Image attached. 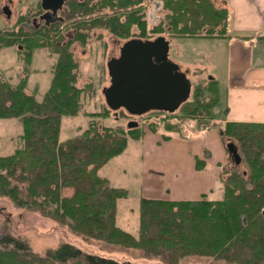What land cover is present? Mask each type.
Instances as JSON below:
<instances>
[{"label":"trees","instance_id":"trees-1","mask_svg":"<svg viewBox=\"0 0 264 264\" xmlns=\"http://www.w3.org/2000/svg\"><path fill=\"white\" fill-rule=\"evenodd\" d=\"M160 4V20L149 27L146 0H85L78 11L110 9L85 22L72 38L65 39L57 27L29 28L24 14L19 30H0V49L18 46L20 58L30 62L33 52L48 47L57 55L53 77L43 100L27 90L28 79L10 81L0 72V118H18L23 126L21 144L0 155V197L17 208L28 209L67 226L88 240L136 248L179 264L186 256L200 255L228 264H264V122L228 121L221 129L224 142H234L243 163L225 168L219 175L224 194L211 200H166L142 197L139 231L134 235L117 224L118 203L129 195L113 186L100 169L122 154L129 139H139L137 126H104L105 111H82L85 88L79 85L80 63L71 46L86 44L85 29H107L120 39L158 34L168 37H225L228 9L213 0H152ZM82 19V20H81ZM31 27V26H30ZM137 28L138 33L134 31ZM169 35V36H167ZM220 98L214 78L196 84L192 98L178 113L158 111L150 129L182 133L188 119L216 125L212 109ZM88 116L90 122L78 136L61 140L65 116ZM177 121V122H174ZM169 137L168 135H163ZM145 255V256H146ZM0 264H151L87 252L63 241L45 252L9 231L0 233Z\"/></svg>","mask_w":264,"mask_h":264},{"label":"rangeland","instance_id":"rangeland-1","mask_svg":"<svg viewBox=\"0 0 264 264\" xmlns=\"http://www.w3.org/2000/svg\"><path fill=\"white\" fill-rule=\"evenodd\" d=\"M6 0H0V10ZM37 0H12L10 8L12 15L7 18L0 11V30H19L23 25L19 22L22 15L29 14L30 10L35 8ZM147 17L149 27L153 26L162 15L160 4L152 0H146ZM107 11L98 10V15H106ZM136 34L138 30L134 27ZM70 34V33H69ZM67 34L65 39H68ZM158 34H149L143 37H153ZM169 36V35H167ZM119 39V40H118ZM127 39H120L107 29L97 28L96 32L89 37L86 44L76 42L72 44L71 50L74 51L76 60L80 63V80L79 85L86 87L82 98V111L97 112L110 109L107 117L98 118L101 125L122 127L128 130L131 120L139 123L142 130H147L151 126V121L160 118L162 113H147L144 116L129 115L124 107L116 110L111 109L106 102L104 88L110 85L108 71V60L112 56H118L120 45ZM118 41V43H117ZM169 41V57L176 62L181 70L187 72L192 86L206 83L211 76L217 73H223L225 68V59L218 54L220 45L219 40L207 37H171ZM18 46L4 47L0 49V72H2L10 81L18 82L22 77L28 80L27 90L32 92L37 87L36 95L39 100H43L53 77V67L57 61V55L51 54L48 47L36 49L30 62L20 58L17 50ZM192 98V93L189 99ZM220 110H222V107ZM180 109L176 111L179 112ZM214 118L218 115V109H214ZM187 121V120H186ZM196 122L197 120L194 119ZM90 118L83 113L77 116H65L62 121L61 140L78 136L85 128L88 127ZM177 122V121H174ZM198 122V121H197ZM193 123V122H192ZM163 127L159 125L157 131L161 134ZM190 129V134H195V128L185 127V131ZM23 131L22 123L18 118H1L0 119V155H8L14 152L21 144V133ZM129 152L119 156L114 161H109L99 171L101 176L121 174V183H126L131 191L129 198L120 201L118 208L117 224L123 229L134 235L139 231V196L140 187L135 179L134 173L139 172L138 159L131 161ZM123 157V158H122ZM120 158V159H119ZM172 156L170 157V159ZM226 168L232 169L235 165L244 169V165L235 164L232 156ZM148 162L145 169H149ZM125 169V170H123ZM127 169V170H126ZM113 178L114 183H117ZM219 198L220 196H216ZM9 231L29 242L35 251L45 252L50 248L57 247L63 241L70 242L77 247L91 253L114 257L118 260L130 259L135 262L166 264L159 257L144 255L142 251L136 248L119 247L105 243V241L88 240L73 233L67 226L61 225L56 221L42 216L38 212L28 209L17 208L7 199L0 197V233ZM179 264H228L224 260L214 259L209 256H186Z\"/></svg>","mask_w":264,"mask_h":264},{"label":"crops","instance_id":"crops-1","mask_svg":"<svg viewBox=\"0 0 264 264\" xmlns=\"http://www.w3.org/2000/svg\"><path fill=\"white\" fill-rule=\"evenodd\" d=\"M213 1L229 13L227 36L207 37L220 41L218 54L225 59L223 73L211 76L218 81L220 91L219 102L211 112L216 125H201L192 118L183 125L182 133L162 128L159 134V129L149 128L143 130L139 139L130 138L126 150L113 159L127 152L131 161L139 158V172L134 173L140 187L139 202L142 197L222 198L224 190L219 175L231 161L222 127L228 121L264 122V0ZM214 109L220 111L216 118ZM187 126L195 128V134H190V129L185 131ZM146 162L149 169H145ZM105 177L113 186L129 188L121 183L120 173ZM115 177H118L117 183L113 182ZM128 190L127 198L131 196ZM124 199L119 200L118 208Z\"/></svg>","mask_w":264,"mask_h":264},{"label":"water","instance_id":"water-1","mask_svg":"<svg viewBox=\"0 0 264 264\" xmlns=\"http://www.w3.org/2000/svg\"><path fill=\"white\" fill-rule=\"evenodd\" d=\"M64 0H43L44 7L50 3L54 11ZM7 17L11 11L5 8ZM111 85L104 88L106 102L111 109L124 107L133 115L150 110L176 112L192 92L187 73L169 57V41L160 36L156 41L128 40L119 58L108 63ZM131 122L129 126H137ZM227 150L235 164L242 157L234 144L227 143Z\"/></svg>","mask_w":264,"mask_h":264},{"label":"flooded vegetation","instance_id":"flooded-vegetation-1","mask_svg":"<svg viewBox=\"0 0 264 264\" xmlns=\"http://www.w3.org/2000/svg\"><path fill=\"white\" fill-rule=\"evenodd\" d=\"M83 1H85V0H64L62 5L59 6L56 11H54V9L51 7L52 5L50 3L47 4V6H49V7H44L43 0H37L35 8H33V10L29 11L30 13L28 14V16L26 18L27 19L26 22H28L30 29H32V27H33V29L34 28L38 29L39 27H42V25H46L47 27H57L60 29L61 33H63V35L65 37L67 36V34L70 33L69 35H71V36L70 37L68 36V38H72L76 34V32H77L76 30L79 27L78 21L80 19L75 20L76 18L83 17L84 18L83 21L85 23V22L92 21V19L97 16V13H96L97 11H95L94 9H90V10L85 9L83 11L84 14H82L81 11L77 10V7L79 9L81 8V3ZM11 3H12V0H6L5 4L2 6V9L0 10L6 16H7V14L5 13V8L9 9L11 11V15H12V10L10 8ZM94 30L96 32V28H94L92 30L85 29V32L89 33L88 39L94 33ZM159 37H160V35L153 36V37H146V38L143 36L129 37L126 41H124L120 45L119 55L118 56H112L108 60V63L112 59L119 58L121 56L122 49L128 40H130V39H143V40L156 41ZM74 43H76V42H74ZM117 43H118V41H117ZM109 77H110V85H111L110 74H109ZM110 85H108V86H110ZM108 86H106V87H108ZM157 111H159V110H150L147 113H153V112H157ZM147 113L142 114V115H133V114L129 113V115L144 116ZM131 122H137V121L131 120L130 123Z\"/></svg>","mask_w":264,"mask_h":264}]
</instances>
